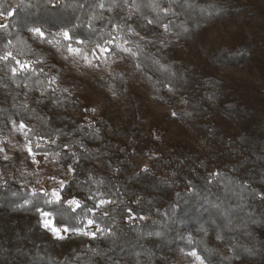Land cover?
Segmentation results:
<instances>
[{"label":"trees","instance_id":"trees-1","mask_svg":"<svg viewBox=\"0 0 264 264\" xmlns=\"http://www.w3.org/2000/svg\"><path fill=\"white\" fill-rule=\"evenodd\" d=\"M23 4L0 0V264H264V0ZM81 39L112 68L75 69Z\"/></svg>","mask_w":264,"mask_h":264},{"label":"rangeland","instance_id":"rangeland-1","mask_svg":"<svg viewBox=\"0 0 264 264\" xmlns=\"http://www.w3.org/2000/svg\"><path fill=\"white\" fill-rule=\"evenodd\" d=\"M6 19L1 17V22L4 23ZM81 53H73L70 52L67 55V60L73 65L78 68L79 66L88 67L90 72L99 71V67H103L104 69H111L113 64L107 58L106 53L101 54L97 45H92L85 43L81 47ZM85 56L88 57V60H91L92 63L89 64L88 60H85ZM94 57H100V59H96ZM96 64H99V67H96ZM89 72V73H90ZM33 166L35 168V172H30L35 188H44L50 192L53 189L58 190L59 187H62L61 184L64 183L69 179L70 170L66 171H58L55 172L54 168L50 164L49 160L43 154H36L33 156ZM147 163V160L144 162ZM58 174L63 175L59 177ZM64 232H60V236L63 235ZM57 235V234H56Z\"/></svg>","mask_w":264,"mask_h":264},{"label":"snow or ice","instance_id":"snow-or-ice-1","mask_svg":"<svg viewBox=\"0 0 264 264\" xmlns=\"http://www.w3.org/2000/svg\"><path fill=\"white\" fill-rule=\"evenodd\" d=\"M56 3H57V0H47V4L49 6H51L53 4H56ZM22 6L27 7L29 5L23 4V0H22ZM100 6L103 7V5H100ZM95 19H97V17L95 15H93L92 16V20L94 21ZM89 26L90 27L92 26L91 25V22L89 23ZM117 27H119V25ZM164 27L167 28L168 25H164ZM5 28H6V25L0 23V29H5ZM29 30L31 32L37 34L40 37H44L46 35L45 32L40 27L33 26ZM56 35L57 36H62L66 40H72L73 39L72 33L70 31H68L67 29H64V30L56 33ZM56 42L58 43V41H56ZM78 43L79 44H84V40L81 39V40L78 41ZM106 43H111V41H107ZM97 47L99 48V51H100L101 54L111 53V51H112V49H110L108 47H102V46H99V45ZM118 47H120L124 52H132V49L131 48L124 47L123 44L118 45ZM68 50L70 52H73V53H81V51H82L81 48H79V47H73L71 44L68 45ZM132 54L135 55V53H132ZM8 56H11V53L10 52L8 53ZM4 58L7 59V57H4ZM94 58H96L98 60L100 59V57H94ZM85 60H88V57L87 56H85ZM17 63L20 64V67L21 68H24L26 66V64L20 63L19 61H17ZM88 63L91 64L92 61L91 60H88ZM28 66H30V65H28ZM96 67H99V64H96ZM13 71H16V69H13ZM170 90H171V88H170ZM93 111H95V109H93ZM21 127L23 128V127H26V126L25 125H21ZM29 151H31L30 148H29ZM73 155H75V154H73ZM145 171H148V170L145 169ZM61 186L63 187V182H62ZM41 191H44V190H41ZM35 192H36V189H33V193L34 194H35ZM45 195H49V194L47 192H45ZM50 195L52 196V198H53V200L55 202H60V203L65 202V197L61 194L60 191H58L56 189H53V191L51 192ZM51 202L52 201L45 200V204H48V203H51ZM24 203L27 204V203H30V201L29 200H26ZM66 203L69 204V205H75L77 208L80 205V202H79V200L76 197H72L70 199H67L66 200ZM105 203H106L105 200H103V199L100 200V204L101 205H104ZM39 211H40L41 216L44 218L42 220V223H43L44 228L45 229L51 228V231L53 233L57 234V236L59 238L63 239V237L60 236L61 229L55 227L53 225V221L51 219H49V217L51 216V213L48 212V211H44V210H39ZM130 219H131V217H130ZM87 223L89 225H93L95 223V221L93 219H88ZM76 231H80V229H77ZM108 231L111 232V230H108ZM201 231H204L206 233L207 230L202 228ZM90 234L92 235L93 238H95V236H96V233L95 232H91ZM148 235H157L158 236V235H160V233H158V232L157 233H149ZM217 239H222V236L219 233L217 234ZM188 240L191 241L192 240V237L189 236L188 237ZM188 254L190 256H192V257H195L196 260L199 262V264H206L205 256L201 255L200 254V251L197 248H193V250L190 253H188Z\"/></svg>","mask_w":264,"mask_h":264}]
</instances>
